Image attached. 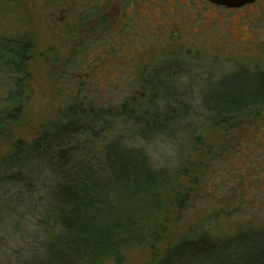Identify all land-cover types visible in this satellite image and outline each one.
<instances>
[{"label":"rangeland","instance_id":"rangeland-1","mask_svg":"<svg viewBox=\"0 0 264 264\" xmlns=\"http://www.w3.org/2000/svg\"><path fill=\"white\" fill-rule=\"evenodd\" d=\"M123 1L113 2L112 25L99 27L83 44L86 34L73 35L71 0H0V38L25 36L33 41L26 75H18L26 87L22 110L0 132V160L18 140L31 141L42 125L58 119L76 97L96 100L95 109H108L149 87V75L161 74L165 86L176 87L183 102L176 133L146 140L125 134L122 126L112 135L101 134L108 141L128 139L126 146L146 153L174 184L180 178L192 194L189 207L180 214L168 204L163 218L169 219H162L157 236L127 248L120 263L110 259L103 264H156L182 238L264 226V132L251 119H241V127L229 136L205 124L208 108L218 110L223 104L216 99L246 83V76L236 71L264 67V0L243 9L208 6V0ZM80 44L83 53L75 56ZM4 55L0 48V58ZM13 76L0 68V113L11 109L6 97L15 87ZM86 140L79 149H90ZM24 196L34 203L31 194ZM31 206L20 211L19 234L9 220L2 222L1 264L6 257L16 264L38 252L42 239L34 229L39 219Z\"/></svg>","mask_w":264,"mask_h":264},{"label":"trees","instance_id":"trees-1","mask_svg":"<svg viewBox=\"0 0 264 264\" xmlns=\"http://www.w3.org/2000/svg\"><path fill=\"white\" fill-rule=\"evenodd\" d=\"M71 1L77 33L72 34H86L83 44L97 35L99 27L112 25L111 0L106 8L105 0ZM0 39L5 54L0 68L14 75L15 86L6 97L11 109L0 113L1 132L22 110L26 87H21L18 75H26L33 41L25 36ZM83 44L77 45L75 56L83 53ZM236 73L246 76V83L224 91L216 99L223 104L218 110L208 108L205 124L224 129L229 136L241 127V119H251L258 122L255 129L264 132V67ZM149 76L151 82L145 80L149 87L108 109L104 105L95 109L96 100L76 97L60 110L58 119L42 125L31 141L18 140L0 160V235L5 219L21 232L22 207L32 205L39 219L34 229L42 239L38 252L16 264H103L110 259L120 263L127 248L162 231V219H169L163 218L168 204L180 214L189 207L192 194L183 189L180 178L174 184L146 153L126 146L128 139L108 141L101 134L112 135L122 126L125 134L146 140L176 133L183 104L177 89L166 87L161 74ZM83 140L91 141L90 149H79ZM7 260L5 264H10ZM156 264H264V226L223 236L203 232L182 238Z\"/></svg>","mask_w":264,"mask_h":264},{"label":"water","instance_id":"water-1","mask_svg":"<svg viewBox=\"0 0 264 264\" xmlns=\"http://www.w3.org/2000/svg\"><path fill=\"white\" fill-rule=\"evenodd\" d=\"M209 2L227 9H238L245 5L253 4L256 0H209Z\"/></svg>","mask_w":264,"mask_h":264},{"label":"flooded vegetation","instance_id":"flooded-vegetation-1","mask_svg":"<svg viewBox=\"0 0 264 264\" xmlns=\"http://www.w3.org/2000/svg\"><path fill=\"white\" fill-rule=\"evenodd\" d=\"M257 1H258V0H256V2H257ZM113 2H116V0H111L110 4H112V6H113ZM211 4H212V3H211ZM211 4L209 3V0H208V6L211 5ZM212 5H213V4H212ZM250 5H252V4L245 5V6L241 7L240 9L250 7ZM215 6H216V5H215ZM113 7H114V6H113ZM218 7H222V6H218Z\"/></svg>","mask_w":264,"mask_h":264}]
</instances>
